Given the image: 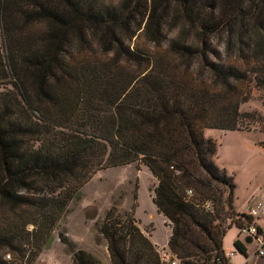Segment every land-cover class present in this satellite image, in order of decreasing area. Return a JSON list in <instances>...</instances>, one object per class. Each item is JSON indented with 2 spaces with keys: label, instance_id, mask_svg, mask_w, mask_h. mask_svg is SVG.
Instances as JSON below:
<instances>
[{
  "label": "trees",
  "instance_id": "16d2710c",
  "mask_svg": "<svg viewBox=\"0 0 264 264\" xmlns=\"http://www.w3.org/2000/svg\"><path fill=\"white\" fill-rule=\"evenodd\" d=\"M112 1L0 0V264H31L81 187L133 162L157 181L177 264L227 262L226 230L251 222L203 131L262 119L239 111L237 85L264 92V0ZM168 22L180 28L166 39ZM98 230L111 264H164L132 211L111 206ZM59 239L72 264H102Z\"/></svg>",
  "mask_w": 264,
  "mask_h": 264
},
{
  "label": "rangeland",
  "instance_id": "374dc122",
  "mask_svg": "<svg viewBox=\"0 0 264 264\" xmlns=\"http://www.w3.org/2000/svg\"><path fill=\"white\" fill-rule=\"evenodd\" d=\"M117 1H112V4ZM140 2L143 3V0ZM175 24L176 26L169 25V22L165 24L163 34L166 39L180 28L179 22ZM133 41L136 42L134 39ZM214 47L217 53H223L219 43ZM228 61V64L235 63L241 69L251 67L248 57L235 61L232 56ZM237 91L249 92L248 100L240 104L239 111L257 113L262 119L251 122L248 131L205 129L203 134L215 141L214 161L232 177L235 186L234 203L244 209L249 196H256L264 189V148L261 147L264 146V92L249 84H238ZM154 183L155 179L148 168L138 162L97 171L81 187L80 197L69 203L52 231L50 241L31 260V264H72L71 248L59 239V234L71 242L74 250H83L102 264H111L105 241L98 230L105 212L111 206L120 213L132 211L136 225L146 232L153 229L154 238L159 243H164L168 229L162 222V216L153 210L150 198ZM235 233L234 226L226 230L222 238L225 251H235L232 244ZM25 248L28 251L26 258L29 259L30 246ZM3 259L10 261L12 258L5 254Z\"/></svg>",
  "mask_w": 264,
  "mask_h": 264
},
{
  "label": "built area",
  "instance_id": "2783aa9c",
  "mask_svg": "<svg viewBox=\"0 0 264 264\" xmlns=\"http://www.w3.org/2000/svg\"><path fill=\"white\" fill-rule=\"evenodd\" d=\"M175 174H178V171H176ZM186 194L187 196H191L192 191L188 190ZM203 207L204 209L211 211L212 202L210 200L205 201ZM246 215L251 219V222L239 228L238 234L243 239L247 237L251 239L250 245L253 247L252 256L255 259L264 258V225L255 223L256 220H264V202L254 207H250ZM233 254V252L224 254V258L227 262L221 261L218 262V264H229V257ZM159 257L164 264H177V261L172 258L171 253L164 248L160 249ZM242 264H256V262L254 259H245Z\"/></svg>",
  "mask_w": 264,
  "mask_h": 264
},
{
  "label": "crops",
  "instance_id": "0c3cea01",
  "mask_svg": "<svg viewBox=\"0 0 264 264\" xmlns=\"http://www.w3.org/2000/svg\"><path fill=\"white\" fill-rule=\"evenodd\" d=\"M205 131V130H204ZM263 143H264V141H262ZM261 147H263L264 148V146H261ZM155 179V178H154ZM156 183H157V181H156V179H155V185H156ZM154 185V186H155ZM152 197V193H151V195H150V198ZM233 198H234V196H233ZM152 202V201H151ZM262 202H264V189L263 190H261V191H259V194L258 195H256V196H254V195H250L249 196V198L245 201V203H247V206L243 209V208H241V207H239V206H237L235 203H234V199H233V202H232V204H233V207H234V210L236 211V212H239V213H244V214H246L247 213V211H248V209L250 208V207H254V206H256V205H258V204H260V203H262ZM250 203V204H249ZM152 205H153V203H152ZM153 210L156 212V214H159L157 211H156V207L153 205ZM161 215V214H160ZM162 216V215H161ZM162 222H163V224H164V226L165 227H167V229H168V236H167V238H166V240H165V242L164 243H159L155 238H154V234H153V229L152 230H149V231H144V229L143 228H140V226H139V228H140V230L143 232V234L150 240V242L154 245V247H155V249H156V251L158 252V254H159V251H160V249L161 248H164V249H166L167 251H169V249H168V246H167V242H168V239H169V236H170V234H171V229H170V227H169V225H168V222H167V220H166V218H164L163 216H162ZM255 223H257V224H259V225H264V220H256L255 221ZM235 229H236V233H235V237H234V239L232 240V244H233V242L236 240V239H241L243 242H244V239L243 238H241V237H239L238 236V230H237V228L235 227ZM247 244V243H246ZM248 245H249V247H247V249H246V255L245 256H243V255H241L240 253H238V252H236V250L235 251H231V250H229V251H225L224 249H223V246H222V249H223V251H224V254H229V253H234L233 255H231L230 257H229V264H242L243 263V261L245 260V259H254V261L256 262V264H264V258H261V259H255L253 256H252V251H253V247H252V245H250V243H248ZM238 253V255H236ZM236 256H238V258L239 259H236L237 257Z\"/></svg>",
  "mask_w": 264,
  "mask_h": 264
},
{
  "label": "water",
  "instance_id": "95a60500",
  "mask_svg": "<svg viewBox=\"0 0 264 264\" xmlns=\"http://www.w3.org/2000/svg\"><path fill=\"white\" fill-rule=\"evenodd\" d=\"M250 240L251 239L249 237H247V238L244 239V243H247L248 244V243H250Z\"/></svg>",
  "mask_w": 264,
  "mask_h": 264
}]
</instances>
